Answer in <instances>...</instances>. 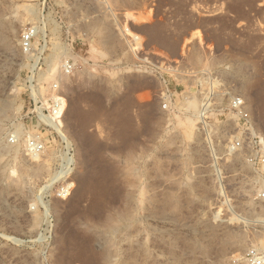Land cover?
<instances>
[{"label": "rangeland", "instance_id": "1", "mask_svg": "<svg viewBox=\"0 0 264 264\" xmlns=\"http://www.w3.org/2000/svg\"><path fill=\"white\" fill-rule=\"evenodd\" d=\"M54 83L79 176L52 182L64 145L24 143ZM235 98L264 141V0H0V264H264Z\"/></svg>", "mask_w": 264, "mask_h": 264}, {"label": "built area", "instance_id": "2", "mask_svg": "<svg viewBox=\"0 0 264 264\" xmlns=\"http://www.w3.org/2000/svg\"><path fill=\"white\" fill-rule=\"evenodd\" d=\"M36 27H28L20 36V48L24 53H29L33 50L32 43L37 36ZM65 74L71 73L73 65L65 62L62 66ZM49 97L47 98V106L45 109L35 111V123L36 131L33 136L28 137L24 143V149L30 155H37L44 151L46 145L49 144V139L53 138L59 146L63 148V141L60 135V129L54 127L55 123H59L63 119L64 111L66 110V98L62 95L59 85L54 83L51 85L48 91ZM204 104L203 107H205ZM245 105L242 99H232L229 108L235 114L240 123L239 131L241 138L237 139L235 143L231 144L234 149H240L247 147L250 150H255L263 156L264 141L262 137L253 129V123L245 111ZM201 112V114H204ZM53 124V125H52ZM10 142L14 144L16 141L11 138ZM259 154V155H260ZM252 161V159H250ZM67 186H62L59 189V194L64 195L68 192ZM264 197V195H262ZM251 262L254 264H263V261L255 257L253 253L249 254Z\"/></svg>", "mask_w": 264, "mask_h": 264}, {"label": "bare ground", "instance_id": "3", "mask_svg": "<svg viewBox=\"0 0 264 264\" xmlns=\"http://www.w3.org/2000/svg\"><path fill=\"white\" fill-rule=\"evenodd\" d=\"M56 68H52L51 75L53 76L56 72ZM66 108H67V104H66ZM65 112L63 114V119L65 116ZM63 119L61 122L59 123H55L53 126L58 129H60V135H61V139L64 143V147L66 148V150L68 152H65V155L62 156L61 158V168L58 172L55 173L54 178L52 179V182H55L56 180L59 179H67V178H77L79 175L77 173V165H78V161L69 153V149H71L70 147H72V142L70 141L71 139H69V137L66 135L65 132V128H64V122ZM77 152V151H76ZM67 187H73V184H68Z\"/></svg>", "mask_w": 264, "mask_h": 264}]
</instances>
